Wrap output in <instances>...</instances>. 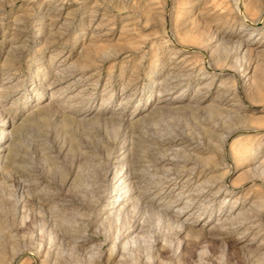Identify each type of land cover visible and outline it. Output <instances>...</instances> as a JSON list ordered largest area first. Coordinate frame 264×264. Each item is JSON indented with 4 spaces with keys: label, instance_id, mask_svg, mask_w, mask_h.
<instances>
[{
    "label": "rangeland",
    "instance_id": "1",
    "mask_svg": "<svg viewBox=\"0 0 264 264\" xmlns=\"http://www.w3.org/2000/svg\"><path fill=\"white\" fill-rule=\"evenodd\" d=\"M238 1L0 0V264H264V0ZM121 162L153 204L120 224Z\"/></svg>",
    "mask_w": 264,
    "mask_h": 264
},
{
    "label": "bare ground",
    "instance_id": "2",
    "mask_svg": "<svg viewBox=\"0 0 264 264\" xmlns=\"http://www.w3.org/2000/svg\"><path fill=\"white\" fill-rule=\"evenodd\" d=\"M234 4H235V7H237V5L239 4V1L238 0H233ZM55 81H57L55 79ZM54 81V82H55ZM60 88V87H59ZM164 88V87H163ZM61 90V89H60ZM5 129H3L1 131V138H6L5 136ZM13 131V130H12ZM12 131L9 132V134L12 133ZM11 137V136H10ZM10 137H8V139H10ZM10 144V143H8ZM10 146V145H9ZM151 146V145H150ZM4 148V147H3ZM164 148V147H163ZM6 149V148H5ZM8 150V149H7ZM109 152V151H107ZM107 154V153H106ZM9 152L7 153V155L4 157L5 160L8 158L9 156ZM109 157H110V153L107 154V160L109 161ZM131 157V156H130ZM126 159V157L124 158ZM172 160V159H171ZM170 161V160H169ZM125 162L127 163L128 161L125 160ZM167 162V161H166ZM157 163V162H156ZM163 163V162H162ZM1 164V163H0ZM5 164V163H4ZM1 166V168L3 169L4 167L6 166ZM130 166V165H129ZM154 166V165H153ZM169 166V165H168ZM115 167H118V171L116 173H114V175L112 176V179H111V182L112 183H117L116 187H112L113 190L116 189L117 191V197L115 198V200L112 202L113 205L110 207L113 210V218L116 219L117 222L120 223L121 219H122V216L125 214V211H126V203L128 202H132L134 199H136L137 201H141L144 205H147V206H151L152 207V204L151 203L150 205H148L147 201H145L143 199V190L141 189V181L138 179L137 175L134 174V172H132L130 169L127 168L126 171H123L122 170V162L120 163L119 166H115ZM7 168V167H6ZM4 168V169H6ZM139 168V167H138ZM131 171V172H130ZM136 172V171H135ZM142 173V172H141ZM114 181V182H113ZM160 181V180H159ZM143 183V182H142ZM134 184L133 188H131V185ZM149 184V183H148ZM101 187V186H100ZM21 189V188H20ZM134 191L135 193H137V196L136 197H132L131 196V192ZM133 192V193H134ZM98 200V199H97ZM121 203V205H120ZM138 204V202H137ZM120 205V206H119ZM143 206V205H142ZM129 207V206H128ZM241 213V212H240ZM227 220H230L232 221L234 218V216L231 218V219H228L226 217ZM174 221V220H173ZM176 223H178L177 219L175 220ZM121 224V223H120ZM139 223L138 221L137 222H133L130 226H123V228H119L118 231H116V235H115V239H114V243L112 245V248H111V252L115 251L116 248L120 247L122 248L123 250L127 249V247L130 245L129 243H133L136 238H129V235L131 233H133L138 227H139ZM182 228L183 227V224L180 223L179 225V228ZM142 228V225L140 227V229ZM121 229V230H120ZM127 238L122 244H121V241L123 239ZM106 240V239H105ZM135 243V242H134ZM133 243V244H134ZM112 244V243H111ZM129 244V245H128ZM128 245V246H127ZM100 244H98L97 246H95L96 249H100ZM87 251V250H85ZM88 252V251H87ZM97 255L99 256L100 255V251H96V253H94L93 255ZM111 255V254H110ZM96 257V256H95ZM100 258V257H99Z\"/></svg>",
    "mask_w": 264,
    "mask_h": 264
}]
</instances>
